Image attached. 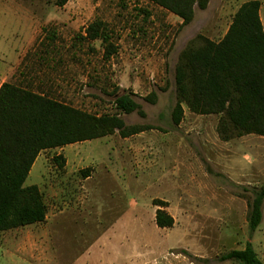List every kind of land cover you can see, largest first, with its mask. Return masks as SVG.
I'll list each match as a JSON object with an SVG mask.
<instances>
[{"label":"rangeland","instance_id":"1","mask_svg":"<svg viewBox=\"0 0 264 264\" xmlns=\"http://www.w3.org/2000/svg\"><path fill=\"white\" fill-rule=\"evenodd\" d=\"M16 1L46 20L44 38L36 53L49 48L51 52H44L47 58L64 57L70 65L63 73L62 84L56 80L62 72H41L47 73V81L42 84L43 90L48 89L47 95L101 115L115 113L114 98L130 93L145 115L133 111L121 117L128 126L154 127L143 136H151L154 143L146 147L151 154L147 159L141 153L128 154L130 142L117 132L40 151L24 185L39 187L46 205L45 220L1 231L0 264H68L77 262L89 246L88 255L78 262L95 264L107 259L113 245L122 255L118 264L142 258L171 264H238L219 257L231 249H243L247 241L264 263V203L258 227L250 233L247 226L251 190L264 185V174L253 185L231 182L226 169L217 165H222L230 145L238 150V137L225 144L215 129L208 132L222 141L213 152L215 168L205 169L206 173L191 169L189 174L178 169V132L184 133L186 128L180 131L171 121L176 101L174 68L180 51L199 34L215 41L222 38L233 14L247 0H209L204 10L195 7L193 20L182 27L178 16L149 0H66L63 5H58V0ZM259 1L264 27V0ZM0 5H4L2 0ZM95 19L106 24L109 40L116 47L109 58H104L99 39L84 38V28ZM67 22H73L74 28L61 30ZM38 83L32 85L36 90L42 87ZM151 92L155 94L153 103L144 99ZM209 119L216 121L217 116ZM188 121L189 117H184L183 125ZM197 133L193 130L185 136L193 146ZM141 142L138 139L133 144ZM120 150L126 154L121 156ZM56 155L64 157L63 167L53 161ZM156 197L170 200L165 209L174 216L172 227L156 226ZM130 199L135 200L130 212L140 219L134 223L133 234L119 233L118 237L105 238V243L99 240L92 245L107 230L116 212L128 210ZM213 208L218 217L205 216L203 212ZM84 210L95 214L92 219H97L100 235L95 227L83 226Z\"/></svg>","mask_w":264,"mask_h":264},{"label":"trees","instance_id":"2","mask_svg":"<svg viewBox=\"0 0 264 264\" xmlns=\"http://www.w3.org/2000/svg\"><path fill=\"white\" fill-rule=\"evenodd\" d=\"M189 24L194 8L203 10L209 0H149ZM66 0H58L63 5ZM260 1L243 2L232 16L218 41L201 34L191 39L178 55L174 68L175 104L172 124L183 118V106L200 115H217L216 132L223 141L246 134L264 136V28L259 15ZM84 38L99 39L104 58L116 52L106 24L95 19L84 28ZM144 99L155 101V94ZM116 112L95 115L12 82L0 85V232L41 223L46 205L36 184L24 185L42 150L92 140L117 132L122 138L153 129L151 125H126L121 114L137 111L144 116L130 93L114 98ZM59 167L65 159L53 157ZM88 175V170H83ZM248 202L247 226L250 233L261 222L264 185L253 187ZM156 226L169 228L173 217L167 201L153 199ZM220 260L238 264H264L246 242L243 249H231Z\"/></svg>","mask_w":264,"mask_h":264},{"label":"crops","instance_id":"3","mask_svg":"<svg viewBox=\"0 0 264 264\" xmlns=\"http://www.w3.org/2000/svg\"><path fill=\"white\" fill-rule=\"evenodd\" d=\"M2 2L4 5H0V85L3 82H12L22 87L29 88L34 92L47 95L46 92L48 89L43 90L44 85H42L47 81V79H45L47 73L41 75V72L46 71L47 69H51L52 71L56 69L59 72H62V74H59L56 78L57 82L61 83V79L64 77L63 73L70 67L69 62L68 60H65L64 57H61V59L59 57L55 59L52 57L47 58L48 55H45L44 52H51L48 50L49 48H40V53H36L37 46H39L38 44L44 38L42 29L46 23V20L43 17L36 14L30 7L23 5L16 0H2ZM178 22L181 23V20ZM61 28V30H63V28L68 30V28H74V24L73 22H67L65 25H62ZM51 36L54 38L55 34H52ZM66 46L68 45L66 44ZM78 75L80 77V73ZM36 81L39 82L38 84H40V86L42 85L39 90H36L32 87V85L36 84ZM183 110V118L189 117V121L186 125H183L182 118L181 122L178 124V130L181 131L183 130L182 128H186L183 130L184 133L178 132V169H185L187 174L191 172V169H201L203 173H206L205 169L215 168L216 161L213 152L216 147L221 146L220 144L223 141H220L215 135L211 136L208 133L209 131L210 133H212V131L214 132V129L216 130L217 120L214 121L209 119V117L213 116L214 114H195L188 111L185 106H183ZM193 130H198L195 146H193L190 142H187L185 139V136ZM150 131H152V129L122 138L123 140L130 142L126 152L128 154L141 153V156L144 159L151 157V154L149 150L146 149V147H149V144H153L154 141L150 139L151 136H145L143 139L144 134ZM138 139L142 140V142L133 144L134 141ZM224 142L225 144L229 143V140ZM77 143L80 142H75L68 145L73 146ZM237 143L239 144L238 150L236 151L234 149V144L230 145L231 147L226 149L227 153L225 155V159L222 161V165L217 166H221L222 169H226V174H228V178L231 180V182L240 185H253L257 183V177L260 178L264 174V136L256 134L242 135L238 137ZM196 146L198 150H196ZM123 153L124 155L126 154L123 150H120L121 156H123ZM250 172H252V174H250ZM87 191L88 193L91 191L88 186ZM156 198L170 203V200L167 198ZM133 202H135V200L130 199L127 204L129 207H127L128 210H125L122 213L116 212L112 216L108 222L107 230L103 233L98 226L99 223L97 222V219H92V217L95 215L93 211L91 210L88 212L84 210L86 212L84 214L85 218L83 220V226L95 227L98 229V235L102 233L100 236L97 235L98 240H96L92 245H96L99 240L100 242L103 241V243H105V238L113 236L118 237L119 233H122V235H125V233L133 234L135 231L134 223L140 220L138 215L136 216V214L130 212V210L135 206V203L133 204ZM118 205L119 203H116L114 208L117 209L116 207ZM158 207L159 206L154 205V213ZM166 208H168V206ZM106 209L110 211L109 208ZM233 212L235 213V210H233ZM181 213H186L187 215L189 212L182 211ZM203 213L207 217H218L217 209L214 208L208 211L205 210ZM171 216L174 218L173 215ZM109 233L111 236H108ZM89 248H91V246H89ZM89 248L84 250L82 256L80 255V258H76L77 262L71 261L68 262V264H85L78 261H80L84 255L85 257L88 255ZM109 249L111 252L108 254L107 259L104 258V261H99V263L95 264H118L119 259L122 257L121 253H119V250L115 247V245L109 247ZM142 260L136 261L135 263H130L171 264Z\"/></svg>","mask_w":264,"mask_h":264}]
</instances>
